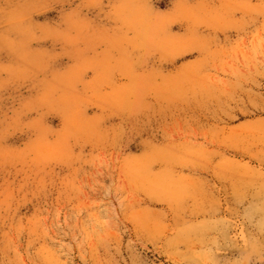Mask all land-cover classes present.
<instances>
[{
  "label": "rangeland",
  "instance_id": "rangeland-1",
  "mask_svg": "<svg viewBox=\"0 0 264 264\" xmlns=\"http://www.w3.org/2000/svg\"><path fill=\"white\" fill-rule=\"evenodd\" d=\"M0 264H264V0H0Z\"/></svg>",
  "mask_w": 264,
  "mask_h": 264
}]
</instances>
